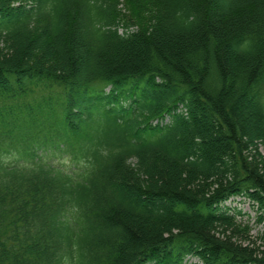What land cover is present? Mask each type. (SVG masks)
I'll return each mask as SVG.
<instances>
[{
    "label": "trees",
    "instance_id": "1",
    "mask_svg": "<svg viewBox=\"0 0 264 264\" xmlns=\"http://www.w3.org/2000/svg\"><path fill=\"white\" fill-rule=\"evenodd\" d=\"M122 1L0 0V264H264V0Z\"/></svg>",
    "mask_w": 264,
    "mask_h": 264
},
{
    "label": "rangeland",
    "instance_id": "2",
    "mask_svg": "<svg viewBox=\"0 0 264 264\" xmlns=\"http://www.w3.org/2000/svg\"><path fill=\"white\" fill-rule=\"evenodd\" d=\"M122 8L124 10V13L127 15H131L130 8L128 6L127 1H122ZM128 17V18H129ZM140 24L137 22L134 26V28H139ZM3 48L2 43L0 42V49ZM109 89V87L107 88ZM264 154V150H263ZM225 207H228L231 212H238V218L240 221L249 224L251 230L249 232V235L247 234L248 238H245V242L247 244L250 243H256V245L260 244L259 237H257L260 233L259 230L263 229V224L259 223V214L261 213L258 210V204L255 203L252 199L244 196H234L230 200L226 201L224 204ZM253 245V244H252ZM189 264H196L198 263V259L191 257L189 258Z\"/></svg>",
    "mask_w": 264,
    "mask_h": 264
}]
</instances>
